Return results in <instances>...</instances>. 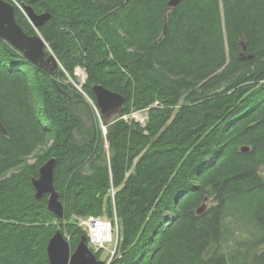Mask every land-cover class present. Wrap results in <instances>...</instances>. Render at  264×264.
I'll use <instances>...</instances> for the list:
<instances>
[{"label":"trees","instance_id":"16d2710c","mask_svg":"<svg viewBox=\"0 0 264 264\" xmlns=\"http://www.w3.org/2000/svg\"><path fill=\"white\" fill-rule=\"evenodd\" d=\"M7 1L59 66L0 38V264H47L57 230L74 251L88 215L117 217L108 264H264V0ZM95 84L126 97L106 132ZM51 158L63 218L32 184Z\"/></svg>","mask_w":264,"mask_h":264},{"label":"water","instance_id":"95a60500","mask_svg":"<svg viewBox=\"0 0 264 264\" xmlns=\"http://www.w3.org/2000/svg\"><path fill=\"white\" fill-rule=\"evenodd\" d=\"M181 0H169L168 7L177 6ZM32 25L38 28L50 17L45 12L38 14L27 5H23ZM0 38L5 39L16 49L23 52L24 57L32 64L44 69L49 74L54 75L59 66L56 56L47 51V43L40 34H27L19 25L15 18V7L7 0H0ZM242 43V42H241ZM245 48V47H244ZM95 94L96 105L104 125H108L113 119L122 116L123 105L126 97L116 91L110 90L103 84L92 86ZM0 130L7 134V130L0 120ZM249 147H243L242 151H248ZM55 158L47 160L39 168V176L32 177V184L35 188V198L40 199L48 195V209L60 218L64 217V205L59 199V192L53 184ZM207 208L203 204L198 213H202ZM87 236L84 234L76 249L71 251L69 240L61 230L50 238L47 245V264H107L99 259L88 245Z\"/></svg>","mask_w":264,"mask_h":264},{"label":"built area","instance_id":"2783aa9c","mask_svg":"<svg viewBox=\"0 0 264 264\" xmlns=\"http://www.w3.org/2000/svg\"><path fill=\"white\" fill-rule=\"evenodd\" d=\"M124 117V116H123ZM114 194V192H113ZM78 225L84 229L90 248L96 253L105 248V244L114 239L115 246L119 237V225L116 215L113 218L95 217L93 215L76 217ZM112 221L116 223L114 230ZM111 261V260H110ZM109 261V262H110ZM109 262H106L107 264Z\"/></svg>","mask_w":264,"mask_h":264},{"label":"rangeland","instance_id":"374dc122","mask_svg":"<svg viewBox=\"0 0 264 264\" xmlns=\"http://www.w3.org/2000/svg\"><path fill=\"white\" fill-rule=\"evenodd\" d=\"M26 12V11H25ZM50 52V51H48ZM76 75L78 77L77 81H73L72 78H69V81L72 82L73 84H75V86L81 90L82 89V85L86 82V79H87V74L85 72V70L81 67H78L77 68V71H76ZM85 75V76H84ZM84 77V78H83ZM81 87V88H80ZM88 98V97H87ZM88 100H90L88 98ZM90 102L92 103V101L90 100ZM93 105V104H92ZM94 109H95V112L96 114H99L98 112V108L95 107V105H93ZM124 119H129V120H137L139 121L140 123L142 124H145L146 121L148 120V111L145 109V110H140V111H133L131 112L130 114H127V115H124L123 117ZM105 125L102 123V129L104 130V132H106L105 130ZM106 149H107V146H106ZM35 160V158H30V162L33 163ZM259 172L260 174L264 177V165L261 166L259 168ZM211 205V201H208L207 202V206H210ZM168 217H172L171 214H167ZM103 217H107V219H110V217H108V215H103ZM112 224H113V227H114V230H116V223L114 221H112ZM248 228L244 229L243 233H245V235H248L250 229H251V225L250 224H246L244 225ZM84 230V229H83ZM248 232V233H247ZM247 233V234H246ZM118 240H119V237H118ZM233 238H230L229 241L232 242ZM114 239L110 242H107L105 244V248L103 250H100L99 252L100 253V259L104 260L105 262H109L110 260H112V258L114 257V255L116 254V251H117V245L115 246L114 244ZM118 243V241H117Z\"/></svg>","mask_w":264,"mask_h":264},{"label":"bare ground","instance_id":"6f19581e","mask_svg":"<svg viewBox=\"0 0 264 264\" xmlns=\"http://www.w3.org/2000/svg\"><path fill=\"white\" fill-rule=\"evenodd\" d=\"M18 8V7H17ZM25 10V9H24ZM26 13V12H25ZM26 15L28 16V14L26 13ZM28 18H29V16H28ZM29 20H30V18H29ZM20 25V24H19ZM21 26V25H20ZM85 76V75H84ZM84 78V77H83ZM81 88V87H80ZM155 106L157 105V102L154 104ZM106 131V130H105ZM113 212V211H112Z\"/></svg>","mask_w":264,"mask_h":264}]
</instances>
